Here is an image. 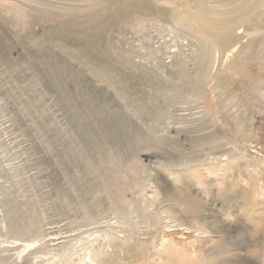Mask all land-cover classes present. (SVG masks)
<instances>
[{"label":"rangeland","instance_id":"rangeland-1","mask_svg":"<svg viewBox=\"0 0 264 264\" xmlns=\"http://www.w3.org/2000/svg\"><path fill=\"white\" fill-rule=\"evenodd\" d=\"M161 1L0 0V232L32 226L45 258L72 248L62 264H90L86 246L108 249L101 264H166L165 241L195 255L212 232L231 242L222 264H264V0L224 56L193 2ZM256 27L261 46L234 58ZM218 93L223 112L204 111Z\"/></svg>","mask_w":264,"mask_h":264},{"label":"bare ground","instance_id":"bare-ground-1","mask_svg":"<svg viewBox=\"0 0 264 264\" xmlns=\"http://www.w3.org/2000/svg\"><path fill=\"white\" fill-rule=\"evenodd\" d=\"M164 0H162L161 2H163ZM171 2L172 4H174L173 0H166L164 1L163 3L166 4V2ZM190 2H193L195 5V8H196V12L197 14L199 15H202L203 18H204V22L206 24V26L204 27H208L210 28V31H204L202 30L201 28H199V30L197 29V33L200 34V36L202 37L203 41H208L210 43V45H212V47L215 49V50H219L220 52V55L224 56L223 53H222V50L223 49H226L228 48L227 46L230 44V43H233L234 45L236 43L239 42L240 40V37H238L235 33V35L232 33L233 31V27L240 21H249V19L251 18V16L255 15V13H257L259 9H261V1L262 0H246V3H248L246 6H244V4H241L237 9H235L234 11L230 12L231 15L228 16L226 15L228 12H225V11H219L216 9H211V7H207L205 5H203L202 3H200L201 0H188ZM208 1V0H207ZM206 2V1H205ZM211 2V0H210ZM214 2V0H213ZM264 2V1H263ZM170 3V4H171ZM177 3V1H176ZM208 3V2H207ZM146 4V3H145ZM144 4V5H145ZM178 4V3H177ZM141 5V4H140ZM143 5V6H144ZM175 5V4H174ZM212 5V4H210ZM222 5H224L222 3ZM179 6H181L179 4ZM215 6V4H214ZM263 6V5H262ZM149 7V6H148ZM193 7V6H192ZM216 7L217 4H216ZM223 7V6H222ZM228 7V6H227ZM230 7V6H229ZM228 7V8H229ZM219 8V7H218ZM224 8V7H223ZM226 8V7H225ZM145 9V8H144ZM175 9V8H174ZM194 9V7H193ZM144 11V10H143ZM261 11V10H260ZM260 13V12H259ZM205 14V15H204ZM206 14H209L210 16L206 15ZM156 16V15H155ZM207 16L209 18H207ZM257 16V14H256ZM259 16V14H258ZM264 17V16H263ZM157 18L152 16V17H148V16H145V18H143V21H147L148 23L149 22H154L156 21ZM159 20V19H158ZM160 25V23H159ZM163 26V25H162ZM160 27V26H159ZM164 27V26H163ZM173 29V28H172ZM264 29V28H262ZM166 30V28H165ZM208 30V29H206ZM261 29L256 27L252 32H251V35H250V38L249 40L243 44L234 54V58L235 56H239V58H241V56H244L246 58L248 52L250 49L253 50V53H254V44H255V37H258L257 40H258V43L260 44L259 40L263 37L261 36ZM170 34V33H169ZM263 34V32H262ZM171 35V34H170ZM242 39V37H241ZM261 41V40H260ZM206 43V42H205ZM208 43V45H209ZM257 43V42H256ZM232 44V45H233ZM262 44V43H261ZM260 44V46H261ZM205 45V44H204ZM203 45V46H204ZM237 45V44H236ZM264 45V43H263ZM262 45V46H263ZM238 46V45H237ZM236 46V47H237ZM211 47V46H210ZM210 47H206L205 49L209 50ZM234 47V48H236ZM203 48V47H202ZM211 49V48H210ZM214 49H212L211 51H213ZM233 49V48H232ZM204 51V50H202ZM210 51V50H209ZM256 52V51H255ZM205 53V52H204ZM211 55V54H210ZM209 55V56H210ZM220 56V57H222ZM208 57V56H207ZM210 58V57H209ZM243 60V59H242ZM209 65L210 63L208 62L207 63V70L205 71H201V74L202 73H209L211 74L209 71ZM240 66V65H239ZM164 67V66H163ZM243 67V64L242 66ZM240 68V67H238ZM228 70V72H230V67H227L226 68ZM235 72V71H234ZM227 73V72H226ZM146 74V73H145ZM213 74V73H212ZM211 74V75H212ZM142 75V74H141ZM217 75V74H216ZM213 76V79L216 77ZM140 76V75H139ZM210 76V75H209ZM219 76V75H218ZM164 77V76H163ZM220 77H222V75L220 74ZM223 79V78H222ZM179 81V80H178ZM216 81V80H215ZM209 84V83H208ZM200 86L201 88L199 89L201 91V96L200 98L202 99L206 93H207V88H206V82L205 81H200ZM216 86V85H215ZM212 87V85H211ZM224 88V85L222 84V81L219 80L218 81V84H217V88ZM215 88V89H217ZM51 90V89H50ZM168 90V89H167ZM222 90V89H221ZM170 91V90H168ZM219 91V90H218ZM214 93H216V91H213ZM222 92V91H221ZM212 95V94H211ZM210 96V95H209ZM199 98V99H200ZM212 98V97H211ZM176 99V98H175ZM228 98H224V97H221L220 93H218V95H215L213 96L212 99H209V101H203V110L208 112V113H212L213 115L215 114H218V113H222L223 112V104H225V101L227 100ZM194 101V100H193ZM192 101V102H193ZM196 101V99H195ZM208 103H209V106H208ZM173 104V103H172ZM213 105L212 107H210V105ZM172 106V105H171ZM175 106V105H174ZM173 106V107H174ZM176 107V106H175ZM174 107V108H175ZM178 107V106H177ZM169 108H170V105H169ZM175 111V109H173ZM177 110V109H176ZM179 110V109H178ZM227 110V109H226ZM172 111V110H171ZM173 111V112H174ZM170 112V111H169ZM230 112V111H229ZM232 113V112H231ZM173 115V114H172ZM170 115V116H167V118H172L176 115ZM219 115V114H218ZM223 115V114H222ZM221 115V117H222ZM135 117V116H134ZM178 117V116H176ZM175 117V118H176ZM184 117V116H183ZM225 117V116H224ZM182 117H180V120H181ZM216 118V117H215ZM214 118V119H215ZM173 119V118H172ZM183 119V118H182ZM185 119V118H184ZM235 119L236 117L234 116H229V122L230 124H235ZM216 120V119H215ZM167 122V121H166ZM171 122V120H170ZM177 122V120L175 121ZM174 122V123H175ZM180 122H184V123H189V124H193L194 121H190V120H187L186 121H180ZM179 122V123H180ZM217 122V121H216ZM220 122V121H219ZM165 123V122H164ZM171 124V123H170ZM173 124V123H172ZM168 125V124H167ZM226 125V124H225ZM170 126V125H169ZM168 126V127H169ZM153 132V131H152ZM158 133V132H157ZM156 136V135H155ZM157 137V136H156ZM206 138V137H205ZM156 139V138H154ZM168 139V138H167ZM157 140V139H156ZM211 154V153H210ZM137 159V158H136ZM194 159V158H193ZM234 160V159H233ZM113 161V160H112ZM191 161V160H190ZM190 161H187L189 164H190ZM199 161V160H197ZM202 161V160H201ZM140 163V161H138ZM182 162V161H181ZM196 163V162H195ZM130 164V163H129ZM185 164V163H184ZM175 165V164H174ZM179 165V164H178ZM182 166V165H181ZM124 167V166H123ZM116 168V167H115ZM118 168V167H117ZM129 168V167H128ZM123 170V169H122ZM173 170V169H172ZM140 174V173H139ZM173 174V172H171V175ZM200 176V175H199ZM123 177V176H122ZM174 178V177H173ZM134 179H137V178H134ZM149 179V178H148ZM184 179V178H183ZM198 179V178H197ZM202 179V178H201ZM1 183V182H0ZM133 183V182H131ZM137 184L138 186V182H134ZM176 183V182H175ZM209 183V182H208ZM3 184V183H2ZM136 184H134L136 186ZM7 185V184H6ZM5 185V187H6ZM4 186V184H3ZM137 186L135 188H137ZM181 188V187H180ZM157 189V188H156ZM140 190V189H139ZM208 190V189H207ZM141 191V190H140ZM143 195V194H142ZM142 195H139V197H142ZM247 195V194H246ZM245 197V195H244ZM117 199V197L115 198ZM11 200V199H10ZM9 200V202H10ZM8 201V200H7ZM115 201V200H114ZM122 201V200H121ZM12 202V201H11ZM18 204V203H17ZM117 204V203H116ZM123 204V203H122ZM10 206H13L12 204ZM16 207V206H15ZM17 208V207H16ZM119 209V207H118ZM124 209V208H123ZM120 210V209H119ZM12 211V210H11ZM119 212V211H118ZM125 212V211H124ZM14 213V212H13ZM19 213V212H18ZM128 213V212H127ZM15 214V213H14ZM121 211L119 212V216L122 220H124V218L121 216ZM129 214V213H128ZM126 214V215H128ZM32 217V216H31ZM36 217V216H35ZM128 216H126L127 218ZM125 218V219H126ZM32 219V218H31ZM117 219V218H116ZM130 219V217H129ZM128 219V220H129ZM33 220V219H32ZM127 220V221H128ZM131 220V219H130ZM135 221V220H134ZM133 221V222H134ZM118 222V221H116ZM130 222V221H129ZM132 222V221H131ZM120 223V222H119ZM128 223V222H127ZM138 223V222H137ZM6 224V223H5ZM126 224V223H125ZM130 225V223L128 224ZM124 226H127V225H122V227ZM7 227V226H6ZM111 228V227H110ZM14 230L13 232H11V230ZM118 229V228H117ZM1 230V228H0ZM40 230V229H39ZM69 231V230H68ZM121 231V230H120ZM127 234L128 235H131L132 234V230L131 229H128L127 228ZM110 232V231H109ZM125 234V233H124ZM26 235H28V237H25ZM42 234L40 231H32V226H25V227H22V226H15V227H11L10 229H8L7 232H5L4 234H2L0 232V238L2 237L3 239H0V264H10L9 260L12 259L13 255L10 254V252L8 253V251H12V250H18V253L16 254V260L17 263L16 264H48L50 261H53V264H62L63 260H64V256L66 255V253H71L72 252V248L71 247H68L66 245H64V247H62V249H60L59 251V255L55 253L54 256H56L57 259L53 260L52 258H45L44 255L46 254L45 251H44V246L41 242V240L43 239V237H40ZM127 235V237H128ZM136 235V234H135ZM128 239V238H127ZM18 241H21L22 244L20 245H17L15 244V242H18ZM94 240H91L89 243L91 246L94 245L93 243ZM97 245H98V242H96ZM108 244V242H106ZM71 244V243H70ZM74 244V242L70 245L72 246ZM82 244V243H81ZM106 244V245H107ZM75 245V244H74ZM73 245V246H74ZM80 245V244H79ZM109 245V244H108ZM107 245V246H108ZM81 246V245H80ZM85 246V245H84ZM109 247V246H108ZM91 248V247H90ZM82 249H83V245H82ZM86 250V254L85 257L86 259H88V261H90V264H101L102 263V257H106L108 254H109V251L106 247H93V250L91 249H88V247H84V251ZM3 251H4V254H3ZM5 251H7L8 254L5 253ZM195 256V255H193ZM104 261V259H103ZM76 263H84V260H79V262H76ZM50 264V263H49Z\"/></svg>","mask_w":264,"mask_h":264},{"label":"clouds","instance_id":"clouds-1","mask_svg":"<svg viewBox=\"0 0 264 264\" xmlns=\"http://www.w3.org/2000/svg\"><path fill=\"white\" fill-rule=\"evenodd\" d=\"M204 239L208 243L196 251L195 256H193L192 250L183 249L165 241L163 248L167 257L166 264H222L224 258L233 254L231 242L213 238L212 232L209 237ZM222 253L227 254L222 255Z\"/></svg>","mask_w":264,"mask_h":264}]
</instances>
